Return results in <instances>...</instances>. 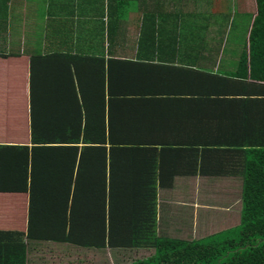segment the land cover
I'll return each mask as SVG.
<instances>
[{
	"label": "crops",
	"instance_id": "1",
	"mask_svg": "<svg viewBox=\"0 0 264 264\" xmlns=\"http://www.w3.org/2000/svg\"><path fill=\"white\" fill-rule=\"evenodd\" d=\"M261 5L0 0V255L11 237L34 264L73 223L82 245L129 246L135 195L160 235L239 225L231 157L264 141Z\"/></svg>",
	"mask_w": 264,
	"mask_h": 264
},
{
	"label": "trees",
	"instance_id": "2",
	"mask_svg": "<svg viewBox=\"0 0 264 264\" xmlns=\"http://www.w3.org/2000/svg\"><path fill=\"white\" fill-rule=\"evenodd\" d=\"M259 1L262 2V0ZM259 14L260 18L264 20V5L260 6ZM254 37L256 35H253ZM112 143L114 142L112 141ZM248 143L250 149H236L234 150L235 156L231 157L232 167L237 164L231 173L238 175L242 180V187L238 189L240 202H242L239 225L222 235L204 238L160 235L155 199L141 204L135 195L133 196L131 244L118 246L116 239L111 237L112 244L117 245L110 247L111 250L128 249L133 251L141 248L152 250L150 254L126 264H264V141H248ZM84 156L85 154H81L79 162L80 177L83 175V169L86 173L85 168L82 167ZM219 173L224 175L230 172L223 170ZM138 176V173L133 171L131 179L136 181ZM136 190L138 189L133 187L135 194ZM154 190L156 191V189ZM143 210H146L148 215L140 218ZM64 225H66V221H64ZM77 226L76 223H73L69 234H76L80 231L76 229ZM69 234L63 237L62 243L81 248H98L82 245L81 237L74 235L66 237ZM30 240L40 241V239ZM67 240H75L79 244ZM13 241H15L14 238L7 237L9 247L0 255V264H27L26 241L24 244Z\"/></svg>",
	"mask_w": 264,
	"mask_h": 264
},
{
	"label": "rangeland",
	"instance_id": "3",
	"mask_svg": "<svg viewBox=\"0 0 264 264\" xmlns=\"http://www.w3.org/2000/svg\"><path fill=\"white\" fill-rule=\"evenodd\" d=\"M28 47H30V45H28ZM241 203L242 202L239 203V206H241ZM218 230L219 229H217V231ZM224 232L225 231L220 230L218 232L212 233L209 236H219ZM191 238H195V236H191ZM43 249L44 251H41L39 247V250L33 254V259L35 257L41 256V259H34V264L41 260L44 264H126L136 260L137 258L144 257L152 252V250L146 249L145 250L147 254H145L142 250H97L76 247L68 244L53 243L49 244L47 247H43Z\"/></svg>",
	"mask_w": 264,
	"mask_h": 264
}]
</instances>
